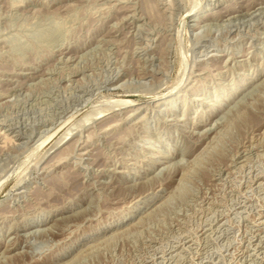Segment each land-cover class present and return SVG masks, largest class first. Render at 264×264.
<instances>
[{
	"label": "rangeland",
	"instance_id": "obj_1",
	"mask_svg": "<svg viewBox=\"0 0 264 264\" xmlns=\"http://www.w3.org/2000/svg\"><path fill=\"white\" fill-rule=\"evenodd\" d=\"M188 1L0 0V264H264V0Z\"/></svg>",
	"mask_w": 264,
	"mask_h": 264
},
{
	"label": "bare ground",
	"instance_id": "obj_2",
	"mask_svg": "<svg viewBox=\"0 0 264 264\" xmlns=\"http://www.w3.org/2000/svg\"><path fill=\"white\" fill-rule=\"evenodd\" d=\"M189 1H190V0H189ZM189 1H188V2H189ZM188 4H189V3H188ZM262 9H263V8H262ZM254 13H255V12H254ZM250 14H251V11H250ZM248 15H249V14H248ZM233 17H234V16H233ZM231 18H232V17H231ZM228 20H229V18H228ZM210 26H211V25H210ZM241 33H242V32H241ZM245 33H246V32H245ZM261 81H262V80H261ZM150 92H151V91H150ZM247 93H248V92H247ZM247 93H246V95H247ZM148 95H150V94H148ZM157 95H158V94H157ZM157 95H156V96H157ZM159 95H160V94H159ZM246 95H245V97H246ZM156 96H155V97H156ZM149 97H151V96H149ZM153 97H154V95H153ZM116 101H118V100H116ZM133 101H134V100H133ZM114 102H115V100H112V101H111V103H114ZM129 102H131V101H129ZM111 103H110V105H111ZM168 103H169V101H168ZM107 104H108V103H107ZM78 107H79V105H78ZM116 107H117V106H116ZM73 108H74V107H73ZM123 108H124V107H123ZM138 108H139V107H138ZM74 109H76V108H74ZM99 109H100V108H99ZM112 109H114L113 106L111 107L110 110H112ZM95 110H96V109H95ZM97 110H98V109H97ZM107 110H108V108H107ZM110 110H109V111H110ZM118 110H119V109H118ZM98 111H99V110H98ZM98 111H97V115L100 114V113H103L102 111H104V110L101 109V111H100L99 113H98ZM134 111H135V110H134ZM88 112H89V111H88ZM88 112H86V113H88ZM92 112H93V110H92ZM105 112H106V109H105ZM120 112H121V110H120ZM86 113H85V114H86ZM89 113H90V116H91V111H90ZM89 113H88V114H89ZM131 113H132V111H131ZM131 113H130V114H131ZM88 114H87L86 116H88ZM103 114H104V113H103ZM101 115H102V114H101ZM101 115H100V116H101ZM127 115H128V116H131L132 114H131V115L127 114ZM127 115H126V116H127ZM84 116H85V115H84ZM94 116H95V114H94ZM126 116H125V117H126ZM96 117H98V116H95V117H94V118H95L94 120L97 119ZM84 118H85V117H84ZM90 118L92 119V117H90ZM90 118H89V119H90ZM99 118H100V117H99ZM62 119H63V118H62ZM80 119H81V118H80ZM89 119H88V120H89ZM125 119H126V118H125ZM88 120H87V122H88ZM84 121L86 122V119H85ZM81 122H82V119H81ZM75 123H80V122H75ZM83 123H84V122H83ZM83 123H80V124H83ZM60 124H61V123H60ZM85 126H86V125H85ZM107 126H108V125H107ZM73 128H74V127L72 126L71 131H70V129H68V131H70V132L67 131V134L65 133V135H63V136H65V137H63V139H67V138H69L68 136H70L71 133L73 132V131H72V130H74ZM63 134H64V133H63ZM51 136H52V135H51ZM61 139H62V138H61ZM61 139H60V142H61V141L63 142V140H61ZM9 141H10V140H9ZM64 141H65V140H64ZM58 142H59V141H58ZM62 142H61V143H62ZM61 143H59V144H61ZM57 145H58V144H57ZM51 146H52V145H51ZM55 147H57V146H55ZM49 148H51V147H49ZM49 148H48V149H49ZM52 148H54V146H53ZM48 151H50V149H49ZM48 151L46 150V153H48ZM0 179H1V178H0ZM257 184H258V183H257ZM143 194H144V193H143ZM136 203H137V204H135V205L133 204V207H132V206H131V207L134 208V209H136V208H138V207L140 206L139 204H145V202L141 201V199H139ZM146 204H147V203H146ZM130 214H131V213H129L128 216H130ZM124 221H125V218H122V219L120 220V222H124ZM112 225H113V224H110V226H112Z\"/></svg>",
	"mask_w": 264,
	"mask_h": 264
},
{
	"label": "water",
	"instance_id": "obj_3",
	"mask_svg": "<svg viewBox=\"0 0 264 264\" xmlns=\"http://www.w3.org/2000/svg\"><path fill=\"white\" fill-rule=\"evenodd\" d=\"M135 101H143V100H135Z\"/></svg>",
	"mask_w": 264,
	"mask_h": 264
}]
</instances>
